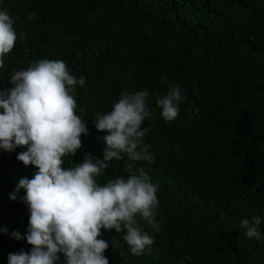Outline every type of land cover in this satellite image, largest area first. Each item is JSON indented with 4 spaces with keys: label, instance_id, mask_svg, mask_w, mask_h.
<instances>
[{
    "label": "trees",
    "instance_id": "1",
    "mask_svg": "<svg viewBox=\"0 0 264 264\" xmlns=\"http://www.w3.org/2000/svg\"><path fill=\"white\" fill-rule=\"evenodd\" d=\"M0 10L25 34L3 58L0 90L13 86L14 70L42 58L63 60L86 78L73 95L88 134L65 167L85 153L103 159L106 133L94 126L96 112L111 111L125 91L149 92L155 118L142 125L149 128L143 141L155 160L113 159L96 179L142 168L157 186L159 231L137 217L154 240L137 256L123 240L126 229L102 230L109 264H264V0H0ZM173 85L183 99L166 122L156 98ZM24 150L0 149V227L8 229L0 232V264L10 252L31 250L10 236H24L29 219L23 190L10 198L36 171L17 160ZM253 217L261 219L259 240L239 227Z\"/></svg>",
    "mask_w": 264,
    "mask_h": 264
},
{
    "label": "clouds",
    "instance_id": "2",
    "mask_svg": "<svg viewBox=\"0 0 264 264\" xmlns=\"http://www.w3.org/2000/svg\"><path fill=\"white\" fill-rule=\"evenodd\" d=\"M31 14L29 19L33 18ZM14 28V18L0 10V68L4 57L23 39ZM86 78L75 77L63 60L42 58L24 70H14L9 82L13 85L0 90V149L17 154L25 166H34L32 177L19 179L10 198L16 193L27 205L29 219L24 236L13 230L11 238L26 239L30 251L21 249L8 254V264H109L104 255L109 242L102 239V230L117 233L126 229L123 240L131 254L141 255L154 243L143 231L137 217L159 231L155 220L158 200L157 186L141 168L139 173L116 177L106 183L97 182L105 174L109 162L127 157L130 161L155 160L150 145L143 138L149 128L142 127L146 119H154L148 107L149 92H123L111 106V111L95 113L93 121L98 131L105 132L103 159L85 153L83 161L65 167V157H74L83 147L81 136L88 128L76 114L74 90L85 85ZM183 99L178 85L166 94L157 95L160 116L171 122L179 115ZM132 172L131 164L128 165ZM259 217L244 218L239 227L246 229L248 238H261ZM7 233V227H0Z\"/></svg>",
    "mask_w": 264,
    "mask_h": 264
}]
</instances>
